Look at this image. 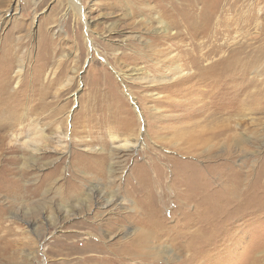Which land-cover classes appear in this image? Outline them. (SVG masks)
Wrapping results in <instances>:
<instances>
[{
    "label": "rangeland",
    "instance_id": "374dc122",
    "mask_svg": "<svg viewBox=\"0 0 264 264\" xmlns=\"http://www.w3.org/2000/svg\"><path fill=\"white\" fill-rule=\"evenodd\" d=\"M228 1L194 45L157 1L0 0V264H264V0Z\"/></svg>",
    "mask_w": 264,
    "mask_h": 264
},
{
    "label": "bare ground",
    "instance_id": "6f19581e",
    "mask_svg": "<svg viewBox=\"0 0 264 264\" xmlns=\"http://www.w3.org/2000/svg\"><path fill=\"white\" fill-rule=\"evenodd\" d=\"M148 1L149 2H151V1H155L156 2L157 1L158 2L157 7L160 8V10L162 12H168L169 17H177V16H179V19L178 20H174V21L173 20H169L168 22H166L159 15V13H155L154 14L153 20L155 21L156 26L159 27V30L163 33V35L160 36L159 39H158L159 42H165L167 40H171V39H175V38L180 37V40L185 39V38H188L195 45V43L197 42L196 35L197 34H200L201 32H209V33H212L213 36H216V35H218L220 33V30L219 29L213 28V30H210L209 27L207 28L208 24H211V23H209L211 21L210 19H212L211 17H213V15L215 14V12L217 11L218 6H219L218 3H215V1H219V0H213L214 2H211L210 0H204V1H202V6H201L200 11H199L198 14H195L194 13L195 6H196V0H148ZM238 1L239 0H229L227 3L229 5V7H233L235 4L238 3ZM73 6L76 7L77 10L80 11L79 13L82 14L83 11L81 10L82 8L79 6V4H77L74 1ZM143 8H144V6L141 8L138 5H133L132 13H134V14L135 13H140V11H142ZM145 10L148 11L150 9L148 7H145ZM187 51H189V50H184L182 54L183 55H187L188 54ZM156 53H158V50H156ZM239 53H241V51ZM130 57H132V56H130ZM188 57L191 60H194V58H195V60L197 59V56L196 57L193 56L192 52H191V54ZM198 57H199V55H198ZM163 59H165V58H163ZM4 61H7V60L5 58H3L0 61V63H2ZM170 63H171V59H170ZM229 63H230V60L228 59V61L223 66V72H228L227 65ZM18 67H19V64H18ZM170 71H172L171 76L169 78L170 81H172L170 85H171V87H174L175 86V83H178L180 81V78L183 77V75H184V73H183L184 72V69L181 68L179 66V64H177V65H174L172 68H170L169 72ZM6 72H7V69H3L2 66H0V141H5V139H6L5 138L6 137L5 130L7 129V124L8 123H10L11 121H13V123H15V125H19V117H20L19 116V110L23 109V105H25L23 102L19 101V86L17 88V91H10L9 90V82L10 81H9V78L7 77V75H6ZM230 72H232V71H230ZM21 97L23 99L28 98L29 100L31 98H33L30 95L27 96V97L26 96H21ZM36 106L37 105H34L33 104V106L31 108L36 107ZM4 117H5V119L2 120ZM23 120H24V118H23ZM27 131L29 133L28 134V137H30L28 140L29 141H32L33 143H38L39 141H45L46 138H49L44 133L43 127H40L37 123H34V121H29V123H27ZM110 139L113 140L114 139V136L111 135L110 136ZM122 146H123L122 148H128V149L130 148V150H131L132 148H134L135 143L134 144L133 143L130 144L129 142L124 141V143L122 144ZM32 152H33V150H32ZM111 173L112 172L110 171V174ZM195 192L199 194L198 195L199 196L198 197V199H199V202L198 203H200V205H203L204 204L203 207L205 206L204 209H203V212H201L198 217L201 219V221L205 222L204 229H205V232H206V230L208 229V226H206V224L209 223L208 222V220H209V212H210L209 211V208H210L211 202H209V203L206 202L205 198H207L206 197L207 192H205V190L204 191H195ZM67 212H69V211H66V213ZM212 214H215V213H212ZM201 232H203V231H201ZM208 234H209V232H208ZM200 235H201V233H200ZM203 235H205V234H203ZM192 237H194V236H192ZM140 238H139L140 239V243L138 244L139 247L137 246V248L139 249V251L141 252L142 255H146V252L147 251L142 250V249L145 248V246L147 244V239L143 235H141ZM135 249H136V247H135Z\"/></svg>",
    "mask_w": 264,
    "mask_h": 264
}]
</instances>
